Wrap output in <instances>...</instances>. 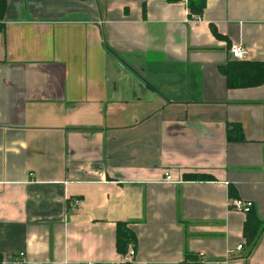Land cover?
Instances as JSON below:
<instances>
[{"label":"crops","instance_id":"crops-1","mask_svg":"<svg viewBox=\"0 0 264 264\" xmlns=\"http://www.w3.org/2000/svg\"><path fill=\"white\" fill-rule=\"evenodd\" d=\"M0 1L2 264L117 262L118 222L126 264H264L229 205L264 220V83L219 70L232 43L264 63V0H205L194 24L186 0Z\"/></svg>","mask_w":264,"mask_h":264},{"label":"trees","instance_id":"trees-1","mask_svg":"<svg viewBox=\"0 0 264 264\" xmlns=\"http://www.w3.org/2000/svg\"><path fill=\"white\" fill-rule=\"evenodd\" d=\"M169 2H177L179 0H168ZM189 17L202 16L205 7V0H186ZM3 2L0 1V13H2ZM213 34L219 37L214 26L211 25ZM220 72L225 77L228 88H244L258 86L264 83V63L250 60L230 59L219 67ZM234 131V132H233ZM233 132V133H232ZM229 140H241L242 129L237 124H232L228 130ZM185 178L196 180L210 178L204 175H186ZM264 231V220H262L251 207L245 213L243 222V238L246 255H248L256 245L259 237ZM136 240L134 232L124 222H118L116 225L115 245L116 250L120 254H125L130 244ZM243 246V245H241ZM3 260L0 258V264Z\"/></svg>","mask_w":264,"mask_h":264},{"label":"built area","instance_id":"built-area-1","mask_svg":"<svg viewBox=\"0 0 264 264\" xmlns=\"http://www.w3.org/2000/svg\"><path fill=\"white\" fill-rule=\"evenodd\" d=\"M193 18L189 19V22L194 24L196 22H199L201 20L200 16H192ZM229 56L231 59L235 60H243L246 57V49L241 45V44H236L232 43L229 46L228 49ZM164 180L166 182H176L171 178V174L168 170L164 172ZM77 200H73L71 206L74 207L77 205ZM230 207L233 210L242 212V213H247L251 207H252V202L249 200H242L239 198H236L230 202ZM242 248L241 244L237 245L236 249L240 250ZM134 258V250L132 248H129L128 251L125 254H122L119 257V260L117 262L113 263H102V264H126L128 262H131ZM14 262L17 264H21L25 262L24 259V253H19L17 257L14 258ZM90 264H96L94 262H91Z\"/></svg>","mask_w":264,"mask_h":264}]
</instances>
